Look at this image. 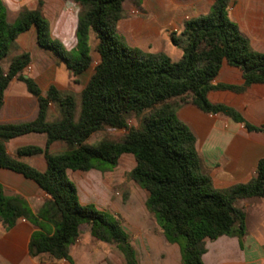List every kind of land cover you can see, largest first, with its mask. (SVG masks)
<instances>
[{
	"label": "trees",
	"instance_id": "trees-1",
	"mask_svg": "<svg viewBox=\"0 0 264 264\" xmlns=\"http://www.w3.org/2000/svg\"><path fill=\"white\" fill-rule=\"evenodd\" d=\"M69 1L80 7L76 44L71 51L50 37L49 23L39 8L22 9L15 21L8 23L0 1V62L16 38L31 28L35 29L38 47L49 51L73 76L86 71L92 63L91 34L99 56L80 94L77 121L71 96L61 94L53 86L42 93L32 78L22 74L30 63L28 53L11 59L5 70L0 64V107L13 78L23 82L38 102L34 120L0 125V168L34 182L48 196L36 216L20 198H5L0 187V220L5 230L21 217L35 225L38 219L44 220L53 231L32 233L30 255L48 254L56 260H68L69 248L78 238L80 226L88 225L90 235L100 242L114 244L126 264H138L136 251L119 222L110 220L93 206L80 205L76 188L66 175L67 170L113 167L122 154L128 153L135 159L128 177L148 193L146 208L167 242L178 245L181 264H203L205 239L214 240L233 228L239 235L244 233V214L235 207V202L253 197L264 199V157L258 160L254 177L248 183L225 191L214 190L201 170L195 137L176 116V110L181 104H192L206 114L225 116L248 132L264 133V127L249 124L233 108L207 99L210 90L240 92L252 85H264V54L254 51L227 17L229 0H212L207 14L184 23L187 43L177 61L162 52L150 54L130 48L117 35L116 26L126 0ZM224 61L240 69L242 86L212 83ZM174 99L179 103H172ZM50 103L60 107V121L46 122ZM146 112L141 129L128 128L130 116ZM105 126L125 129L127 134L120 142L102 140L96 146L88 145L90 136ZM30 133L45 134L47 146L60 142L67 148L60 154L48 153L47 147L19 151L24 155L43 153L47 164L44 172L16 161L5 152L4 141Z\"/></svg>",
	"mask_w": 264,
	"mask_h": 264
},
{
	"label": "crops",
	"instance_id": "crops-1",
	"mask_svg": "<svg viewBox=\"0 0 264 264\" xmlns=\"http://www.w3.org/2000/svg\"><path fill=\"white\" fill-rule=\"evenodd\" d=\"M0 1L8 23H13L22 9L39 8L49 23L50 37L67 51L74 48L80 7L72 1ZM211 2L212 0H126L122 4V17L117 23L116 33L130 48L150 54L162 52L177 61L187 43V36L183 34L184 23L207 14ZM226 14L236 24L240 34L248 40L250 47L264 54V0H229ZM95 45L96 40L91 34L89 55L92 63L77 76H73L49 51L38 47L34 28L21 33L10 51L13 50L11 59L23 52L29 54V68L22 74L32 78L42 93L53 86L61 94L74 99V121H77L80 94L99 60ZM15 54L18 55L14 56ZM11 59L5 64L0 62L4 70ZM212 83L240 87L243 84L242 73L239 68L224 61ZM207 99L211 103L233 108L253 126L264 127V85H252L240 92L228 89L210 90ZM77 102L79 111L76 110ZM172 103L179 101L174 99ZM37 113L36 98L27 92L23 82L13 78L0 107V125L30 122L36 118ZM176 116L192 131L201 170L210 179L214 190L225 191L233 186L246 184L254 177L257 162L264 157V133L248 132L241 124L222 115L206 114L192 104H181L176 110ZM61 118L60 107L55 103L48 104L46 122L54 123ZM128 122L129 118L126 123L131 128ZM143 125L144 118L142 126H134L133 129L139 130ZM101 132L107 134L98 136ZM126 134L125 129L105 126L89 139L97 144L102 140L120 142ZM3 146L7 155L40 172L47 168L43 153L24 155L19 153L20 150L47 147L50 154L67 151L65 144L60 142L47 146V136L39 133L9 139L3 142ZM119 166L122 171L118 170ZM134 166L133 155L126 153L119 157L113 167L92 168L88 171L67 170L66 175L76 188L80 205L93 206L119 222L136 251L138 264H181L178 245L167 242L158 229L154 216L146 208L148 193L128 177ZM0 187L5 198H20L36 216L48 199L47 194L34 182L4 168H0ZM234 205L244 214V233L239 235L236 228H233L214 240L205 239L204 253L201 256L203 264H264V199H240ZM35 231L51 234L53 228L44 220L38 219V224L35 225L21 217L11 228L5 230L0 220V264H126L114 244L100 242L90 235L88 225L80 226L78 238L69 248L68 260H56L48 254L32 256L29 252V240Z\"/></svg>",
	"mask_w": 264,
	"mask_h": 264
},
{
	"label": "rangeland",
	"instance_id": "rangeland-1",
	"mask_svg": "<svg viewBox=\"0 0 264 264\" xmlns=\"http://www.w3.org/2000/svg\"><path fill=\"white\" fill-rule=\"evenodd\" d=\"M13 55V50H11L10 51V53L8 54V56L7 57H5L1 62H2V64H5L6 63V61H8L9 59H11V56ZM18 54H15L14 56H17ZM95 65V64H94ZM93 65V66H94ZM76 110L77 111H79V107H78V102H77V106H76ZM147 112L143 115V116H140V117H136V116H130L129 117V122H128V124H129V126H131V128H134V126H137L138 128L139 127H141L142 126V119L143 118H145L146 116H147ZM105 134H107V133H99V135L98 136H104ZM112 137V136H111ZM114 137V136H113ZM87 144L88 145H90V146H96L97 145V142L96 141H94L93 139H89V140H87ZM118 170L119 171H122V167L121 166H119V168H118ZM107 214V216H108V218L110 219V220H114L112 217H111V215H109L108 213H106Z\"/></svg>",
	"mask_w": 264,
	"mask_h": 264
},
{
	"label": "built area",
	"instance_id": "built-area-1",
	"mask_svg": "<svg viewBox=\"0 0 264 264\" xmlns=\"http://www.w3.org/2000/svg\"><path fill=\"white\" fill-rule=\"evenodd\" d=\"M27 68H29V67H27Z\"/></svg>",
	"mask_w": 264,
	"mask_h": 264
}]
</instances>
